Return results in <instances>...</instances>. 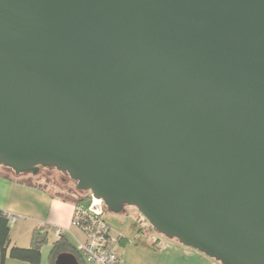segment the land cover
<instances>
[{"label": "water", "instance_id": "95a60500", "mask_svg": "<svg viewBox=\"0 0 264 264\" xmlns=\"http://www.w3.org/2000/svg\"><path fill=\"white\" fill-rule=\"evenodd\" d=\"M0 165L264 264V0H0Z\"/></svg>", "mask_w": 264, "mask_h": 264}, {"label": "crops", "instance_id": "0c3cea01", "mask_svg": "<svg viewBox=\"0 0 264 264\" xmlns=\"http://www.w3.org/2000/svg\"><path fill=\"white\" fill-rule=\"evenodd\" d=\"M27 184L30 183L20 179L11 181L5 178L4 175L0 176V210L7 215L17 217V220L10 224V247H30L32 232L35 228L40 227L44 228L48 235L47 244L41 249V258L44 259L52 244L57 240L54 236L56 228H62L64 230L62 236H65L69 243H71L70 239H72L76 247L77 242L82 241L83 236L71 226L75 204L59 199L44 191L43 188L29 187L26 186ZM135 221L137 224H142V218L138 214H136ZM109 228L113 236L124 239L122 245L119 246L120 248H125L128 244H131L123 231L112 232L110 226ZM133 228L138 230L137 233L143 230L139 227L137 229L136 225ZM158 242L159 240H155L152 245L158 249L157 254H154L158 256L157 264H214L211 262L212 259L197 250L182 248L183 250L179 251L180 246L174 241L164 244L160 243V245H158ZM175 252L181 253L177 257L179 263L176 262V256L173 255ZM120 259L121 264H123L121 255ZM5 264L29 263L13 260L7 256ZM39 264H46V262Z\"/></svg>", "mask_w": 264, "mask_h": 264}, {"label": "rangeland", "instance_id": "374dc122", "mask_svg": "<svg viewBox=\"0 0 264 264\" xmlns=\"http://www.w3.org/2000/svg\"><path fill=\"white\" fill-rule=\"evenodd\" d=\"M3 167L4 166L0 165L1 175H9L28 183H35L36 185L41 186L44 191L59 199L72 200L75 203L76 201L90 195L88 193L77 191L75 189V183L69 178V176L58 172L55 169H48L47 167L41 168L37 175H33L29 172L20 175H13V171L5 170ZM102 206L104 210V220L111 227L112 232L123 231L124 235H126L128 241L131 243L125 246V248L119 247V253L122 257L123 264H157L158 256L154 254H157L158 249L152 246L155 240H159L158 245H160V243H168L169 241H174L179 244L177 239L170 240L159 235L133 207H125V212L121 215H117L105 211L103 204ZM136 214L142 218L141 225L137 224L135 221ZM135 225L137 229L138 227L142 228V232L137 233L138 230L133 228ZM70 240L71 245L75 247V242L72 239ZM179 246V251L183 250L182 248H187L180 244ZM48 253H46L44 259L41 258L40 263L46 262V264H48ZM180 254V252L173 253V255L176 256V262H178L177 257H179ZM211 262L218 264L214 260Z\"/></svg>", "mask_w": 264, "mask_h": 264}, {"label": "built area", "instance_id": "2783aa9c", "mask_svg": "<svg viewBox=\"0 0 264 264\" xmlns=\"http://www.w3.org/2000/svg\"><path fill=\"white\" fill-rule=\"evenodd\" d=\"M90 204L86 208L75 206L71 226L83 236L77 242L76 251L86 264H121L119 238L111 234L110 228L104 220V210L100 200L90 196ZM11 224L17 217L7 215ZM64 233L62 228H56L55 238H60Z\"/></svg>", "mask_w": 264, "mask_h": 264}, {"label": "trees", "instance_id": "16d2710c", "mask_svg": "<svg viewBox=\"0 0 264 264\" xmlns=\"http://www.w3.org/2000/svg\"><path fill=\"white\" fill-rule=\"evenodd\" d=\"M3 176V175H0ZM8 180H15L16 177L4 175ZM29 187H39L35 183L27 184ZM88 193V192H85ZM90 194V193H88ZM74 203L72 200L63 199ZM90 203V195L86 196L74 204L75 206H82L86 208ZM105 211L107 208L104 206ZM10 220L6 213L0 210V264H5L7 256L13 260L27 262L29 264H39L41 259V249L47 244V232L44 228H35L31 235V243L28 248L10 247ZM124 239L119 238V246L122 245ZM73 254L80 264H86L76 251V247L72 246L71 243L66 239L65 236L58 238L51 246L48 253V264H54L56 257L61 253Z\"/></svg>", "mask_w": 264, "mask_h": 264}, {"label": "flooded vegetation", "instance_id": "af4514ba", "mask_svg": "<svg viewBox=\"0 0 264 264\" xmlns=\"http://www.w3.org/2000/svg\"><path fill=\"white\" fill-rule=\"evenodd\" d=\"M40 169H41V168H40ZM40 169H39V170H40Z\"/></svg>", "mask_w": 264, "mask_h": 264}]
</instances>
